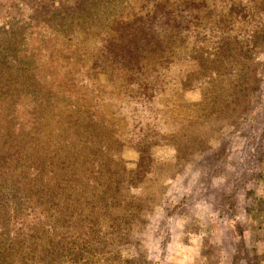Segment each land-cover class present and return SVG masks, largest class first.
<instances>
[{
	"label": "trees",
	"instance_id": "1",
	"mask_svg": "<svg viewBox=\"0 0 264 264\" xmlns=\"http://www.w3.org/2000/svg\"><path fill=\"white\" fill-rule=\"evenodd\" d=\"M39 21L0 26V264H131L104 253L141 216L123 153L141 168L153 125L190 87L240 93L264 48V0H48Z\"/></svg>",
	"mask_w": 264,
	"mask_h": 264
},
{
	"label": "rangeland",
	"instance_id": "2",
	"mask_svg": "<svg viewBox=\"0 0 264 264\" xmlns=\"http://www.w3.org/2000/svg\"><path fill=\"white\" fill-rule=\"evenodd\" d=\"M0 1V26L6 28L13 19L38 25L48 2ZM250 73L229 101L187 89L182 108L153 125L157 145L141 168L136 150L123 153L133 174L123 172L128 185L122 193L138 197L141 216L128 239L104 248L106 256L121 254L131 264H245V255L264 253V217L246 209L249 190L264 194V48ZM99 81L110 89L106 77Z\"/></svg>",
	"mask_w": 264,
	"mask_h": 264
}]
</instances>
